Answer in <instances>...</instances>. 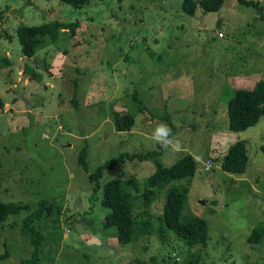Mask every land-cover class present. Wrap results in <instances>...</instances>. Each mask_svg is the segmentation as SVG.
<instances>
[{
	"label": "rangeland",
	"instance_id": "obj_1",
	"mask_svg": "<svg viewBox=\"0 0 264 264\" xmlns=\"http://www.w3.org/2000/svg\"><path fill=\"white\" fill-rule=\"evenodd\" d=\"M183 1L90 0L75 8L60 0H0V56L9 59L0 68V199L30 206L3 221L0 264H187L194 252L198 264H264V236L247 241L264 220V115L242 132L227 124L234 91L264 79V20L238 0L216 11L196 7L192 15ZM256 1L264 14V0ZM49 21H77L75 33L59 28L34 56L23 55L16 28ZM113 110L132 116L130 131L114 130ZM166 114L176 131L160 148L154 133L167 127ZM237 141L248 156L240 175L219 164ZM85 144L88 172L120 153L159 149L165 167L194 157L189 182L172 183H188L180 218L207 220L206 246H188L168 228L161 236L167 189L145 185L155 161L106 169L95 189L78 164ZM212 157L218 160L205 169ZM112 178L135 196L136 219L149 213L152 221L149 233L126 243L103 225L110 207L101 204L102 185ZM142 191L150 193L148 206ZM42 202L48 207L40 209ZM32 212L41 213L31 224L43 234L35 256L22 232V216L27 221Z\"/></svg>",
	"mask_w": 264,
	"mask_h": 264
},
{
	"label": "trees",
	"instance_id": "obj_2",
	"mask_svg": "<svg viewBox=\"0 0 264 264\" xmlns=\"http://www.w3.org/2000/svg\"><path fill=\"white\" fill-rule=\"evenodd\" d=\"M66 4H69L75 8H80L87 4L90 0H60ZM245 5H252L260 14V17L264 20V14L262 8L256 0H238ZM224 0H184L183 10L192 15L196 7H200L202 11H216L218 10ZM3 17V13L0 11V20ZM77 21L73 22H61V21H49L39 25H24L20 24L16 28V34L21 46V52L25 56H34L36 50L43 44L44 37H48L50 40L57 38L59 28H69L71 33H75ZM9 66V59L7 56H0V68ZM26 71L29 72L28 67ZM35 76V75H34ZM36 77V76H35ZM264 115V79H258L251 88H238L234 91L232 97L227 101V124L228 128L234 132H242L247 130L259 121V118ZM167 122V128L170 129V133L174 134L176 129L172 123L170 115H164L162 117ZM111 120L113 128L116 132L130 131L133 127V118L127 112H111ZM160 148H164L163 144H159ZM261 153L264 155V143L259 147ZM161 155V150H152L148 152L138 153H120L117 156L110 158L103 164L98 166L94 171L88 172L87 164V145L82 148L78 153V164L84 171L88 172V180L94 182V188L98 189L99 179L101 178L103 171L111 169L118 164H122L126 161H145L152 159L156 162L157 169L151 174L146 176V187L157 188L158 190L167 189L166 199L164 202V211L161 217L162 230H160L161 236H165L163 230L167 228L174 231L177 238L182 240L184 244L191 246L193 244H201L204 248L207 244V220L199 215H192L187 218L181 219V210L185 197L189 190L188 183L173 184L175 180L186 179L188 182L194 175L197 163L194 157L191 155H183L177 162L170 166H163L158 158ZM211 162L218 159L209 158ZM220 168L228 173L240 175L245 172L248 165V156L244 141H237L232 144L223 156L219 159ZM133 187V186H132ZM103 196L101 204L106 207H110V210L105 214L103 225L105 227L113 226L115 228V236L119 243H126L130 241L134 233L136 235H142L149 233L152 230V221L149 213H145L136 219V214L133 213L135 196L130 191H125L121 188V184L118 179H109L102 185ZM136 191V189H134ZM142 202L145 206H148L151 196L150 193L142 191L140 193ZM43 207H48L42 202L40 204ZM30 206L23 203H16L13 201H2L0 199V228L3 226V221L9 214L24 211ZM21 211V212H22ZM33 215V216H32ZM24 221V215L22 216V232L29 234V242L35 247L32 254L35 256L38 246L43 240V234L34 225L31 224L32 217H41V213L32 212L27 214ZM138 224V229H134V224ZM264 236V220L260 221L255 227H253L251 233L247 237V241L251 243L259 242ZM169 256V255H168ZM172 258V256H169ZM200 258L199 252H194L192 257L188 260L187 264H198ZM173 259V258H172ZM21 264H24L22 261ZM161 264H167L162 262Z\"/></svg>",
	"mask_w": 264,
	"mask_h": 264
},
{
	"label": "clouds",
	"instance_id": "obj_3",
	"mask_svg": "<svg viewBox=\"0 0 264 264\" xmlns=\"http://www.w3.org/2000/svg\"><path fill=\"white\" fill-rule=\"evenodd\" d=\"M170 129H168L165 125L159 126L155 133H154V138L157 143H162L163 146L167 147L169 141L167 140V136L170 133Z\"/></svg>",
	"mask_w": 264,
	"mask_h": 264
},
{
	"label": "built area",
	"instance_id": "obj_4",
	"mask_svg": "<svg viewBox=\"0 0 264 264\" xmlns=\"http://www.w3.org/2000/svg\"><path fill=\"white\" fill-rule=\"evenodd\" d=\"M205 169H209V162L208 161L206 162Z\"/></svg>",
	"mask_w": 264,
	"mask_h": 264
}]
</instances>
